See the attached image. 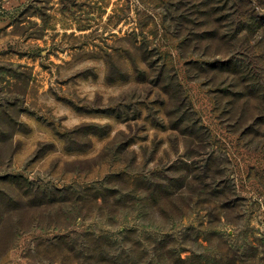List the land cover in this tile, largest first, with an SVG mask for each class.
I'll list each match as a JSON object with an SVG mask.
<instances>
[{
  "label": "rangeland",
  "instance_id": "1",
  "mask_svg": "<svg viewBox=\"0 0 264 264\" xmlns=\"http://www.w3.org/2000/svg\"><path fill=\"white\" fill-rule=\"evenodd\" d=\"M197 1L0 0V264H151L159 241L208 264L264 239V119H232L209 72L240 61L263 96L264 0H220L209 48Z\"/></svg>",
  "mask_w": 264,
  "mask_h": 264
},
{
  "label": "trees",
  "instance_id": "2",
  "mask_svg": "<svg viewBox=\"0 0 264 264\" xmlns=\"http://www.w3.org/2000/svg\"><path fill=\"white\" fill-rule=\"evenodd\" d=\"M218 3H220V0H198L195 4V7L197 9L196 19L198 21H206L205 25H212V29L206 28L205 30H202V32L199 33V35L196 36V38H194L193 40L198 44L206 43V48L210 47V43L212 45L215 44L216 46H219V43H227L225 41L226 38L224 35L219 36L218 38L219 28L217 25H214V23L218 22L214 19V16L217 15L218 11V6L215 5H217ZM209 72L214 76H221L225 78V81L228 83L226 84L227 87L231 89V91L229 90V92L228 90H224L221 98L225 100V108L227 114L230 115L232 119L235 118L236 121L242 122V124L246 125V127L248 128H255L258 125L262 124V119H264V109L262 108L264 104V94L263 96H261V93H263V90L259 89L256 79L254 80L245 75H251V72L248 71L245 64L233 59L225 62H215L214 64H209ZM220 86L225 87V84L223 83ZM165 89L166 91H164L162 88V90L167 94L168 87L166 86ZM169 98L170 100H172V97ZM185 120V115H183L182 118H180L179 122L172 124L171 128L180 131V134L185 137L195 138V134L191 131L192 128L189 127V124L194 125L195 122H189ZM188 169H190L189 166L187 167V171ZM195 170L196 169H194L193 171ZM184 179L186 181V176L182 175L181 185L175 188H184L185 185L182 186ZM196 179L197 174H194L193 180ZM224 184L225 182L221 180L219 182H213L209 184L214 189L211 194H208L209 196H211L209 198L210 200H207L208 205H213V208L209 211L210 218H224L222 216H219V218H217V216H212V214L215 211H217L219 215L226 214L225 211H227L230 207H233L237 201L234 198V193L232 192V190H230V188H228ZM201 189L202 191L205 190L204 187H201L200 190ZM172 195V190H167L166 193L162 194V198L168 199L172 197ZM195 195L197 197H205V195L202 194L201 191L199 193L198 191H196ZM4 200H6L4 202L9 205L12 203H19L18 201L12 200L11 197L5 198ZM31 201H29V204H32ZM199 202L203 203L204 201L200 200ZM164 249L165 245L162 241H159L157 245L154 246V252L156 255H154L155 259L151 264H165L164 260L167 259L170 260V264H200L202 262V259L200 257H196L195 255H190L185 259L178 258L176 260L174 259L175 256L173 250L170 251V254H167L169 257H167L166 255V257L163 259ZM216 253L217 254L214 255L213 259H210L213 261L208 262V264H246V262H253L254 264H264V239H248L245 242L244 248L242 250L237 249L234 252L228 249L226 250V252H224V250L222 249V251L217 250ZM113 257L114 256L109 252L105 254L101 252L99 254L94 253L93 256L90 257V260L94 259L95 262L93 264H114L115 262Z\"/></svg>",
  "mask_w": 264,
  "mask_h": 264
}]
</instances>
